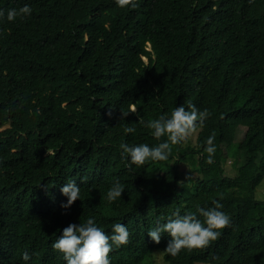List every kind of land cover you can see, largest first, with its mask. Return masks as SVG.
Masks as SVG:
<instances>
[{"label":"trees","instance_id":"1","mask_svg":"<svg viewBox=\"0 0 264 264\" xmlns=\"http://www.w3.org/2000/svg\"><path fill=\"white\" fill-rule=\"evenodd\" d=\"M138 3L0 0V264H67L52 243L90 217L109 235L115 223L131 234L111 264H148L156 252L167 264H264V0ZM25 5L29 17L7 20ZM189 102L209 112L197 143L129 170L121 143L166 139L140 121ZM231 155L236 173L227 175ZM70 180L81 200L65 210L60 189ZM116 180L124 192L110 203ZM216 200L231 226L207 249L173 257L167 233L159 244L147 235L177 209Z\"/></svg>","mask_w":264,"mask_h":264},{"label":"clouds","instance_id":"2","mask_svg":"<svg viewBox=\"0 0 264 264\" xmlns=\"http://www.w3.org/2000/svg\"><path fill=\"white\" fill-rule=\"evenodd\" d=\"M116 5L121 9H136L139 7L138 0H115ZM30 6L11 9L7 12V20L14 22L17 17L21 19L31 15ZM4 11L0 9V20L4 18ZM129 113L122 112V118ZM209 118L207 109L201 111L193 103L189 102L186 108L181 105L176 107L171 114H162L154 120L140 122L145 127L153 130L152 135L157 140L166 137L163 142L150 147L148 144L129 145L120 144L122 158L128 161L129 170L135 165L137 168L143 167L147 162H166L172 155L173 147L185 143L189 137L197 133L198 129L205 126V121ZM136 130L132 127L125 129L126 133H133ZM215 137L211 135L207 138L205 152L208 154L206 163H214L216 152ZM61 193L67 197V202L61 207L70 209L77 201L81 200V189L75 180L68 181L61 189ZM124 192V185L116 180L107 192V200L115 202L121 198ZM211 208L197 207L196 213L180 214L177 209L167 217L166 222L157 221L156 226L149 229L147 235L151 240L159 244L162 235L167 233L170 240L167 243L165 252L173 257L179 255L182 250H204L210 247L222 235V230L231 226V218L220 209L223 205L218 201H213ZM199 217H202L201 220ZM112 234H107L98 226L95 217H90L84 223L69 224L62 231V234L52 243V249L62 254L67 264H111L109 254L121 246H126L131 242L130 232L126 225L115 223L112 226ZM25 262L31 259L30 254L25 251L22 255Z\"/></svg>","mask_w":264,"mask_h":264},{"label":"rangeland","instance_id":"3","mask_svg":"<svg viewBox=\"0 0 264 264\" xmlns=\"http://www.w3.org/2000/svg\"><path fill=\"white\" fill-rule=\"evenodd\" d=\"M197 136H198V131L196 134L189 137L188 143H190L191 145H195L197 143ZM240 155L242 156V154ZM235 156L237 157V154ZM242 159H244L243 156H242ZM233 160H234V156L231 155L229 156V158L227 159L225 163V173L227 175H234L236 173V168L233 165ZM257 197L264 199V181L261 183V185L257 189ZM148 264H167V263L163 259L162 252H156L154 260ZM200 264H208V263L204 262Z\"/></svg>","mask_w":264,"mask_h":264}]
</instances>
